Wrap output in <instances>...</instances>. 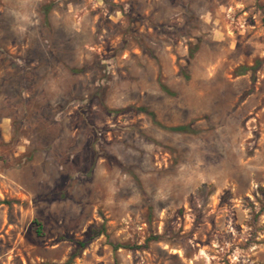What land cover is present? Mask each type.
<instances>
[{"label": "rangeland", "instance_id": "rangeland-1", "mask_svg": "<svg viewBox=\"0 0 264 264\" xmlns=\"http://www.w3.org/2000/svg\"><path fill=\"white\" fill-rule=\"evenodd\" d=\"M69 259L264 264V0H0V264Z\"/></svg>", "mask_w": 264, "mask_h": 264}, {"label": "trees", "instance_id": "trees-1", "mask_svg": "<svg viewBox=\"0 0 264 264\" xmlns=\"http://www.w3.org/2000/svg\"><path fill=\"white\" fill-rule=\"evenodd\" d=\"M193 53H194V50H190L191 56L193 55ZM249 68H251V67L242 66L240 68L241 69L240 72L242 73ZM158 84H159V87L161 88V90H163L164 92L169 93V94L171 93L169 88L160 79L158 80ZM130 108L134 109L135 111H139V112H143V113L147 114L155 124H157L158 126L164 128V129H168V130H172V131H179V132H185V131L190 130V127L188 124H178V125H164V124H162L156 118L155 113L152 110L148 109L146 106H142V105L141 106H130ZM112 111L117 113L120 110H112ZM41 227H42L41 223L37 222V232L38 233H41ZM89 230L91 232V235H95L97 233L102 232V228H97V227H93V226ZM78 244L80 246H83L85 244V242L79 241ZM120 246H122V245L117 243V244L113 245V248H118ZM69 261H70V259L67 262H65V264H68Z\"/></svg>", "mask_w": 264, "mask_h": 264}]
</instances>
